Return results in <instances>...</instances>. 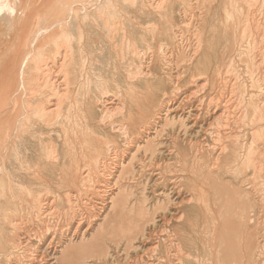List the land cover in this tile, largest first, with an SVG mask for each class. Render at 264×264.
Returning a JSON list of instances; mask_svg holds the SVG:
<instances>
[{"label": "bare ground", "instance_id": "1", "mask_svg": "<svg viewBox=\"0 0 264 264\" xmlns=\"http://www.w3.org/2000/svg\"><path fill=\"white\" fill-rule=\"evenodd\" d=\"M199 3L200 0H0V48L5 36H18L19 32L22 41V48L19 44L17 54L14 52L17 59L4 60L5 55L0 56V65L7 73L5 79H0L1 195L9 189L13 176L15 183H31L32 179L37 185L57 181L86 186L93 182L101 198L100 207H95L98 212H91V208L85 210L89 207L83 196L75 197L71 190L52 199L39 194L31 211L41 227L56 200H65V204L54 229L46 225L33 234L22 232L24 228L16 214L9 219L2 214L4 250L0 264H73L76 242L86 238L108 207L124 205L123 198L114 192L120 180L132 177L135 154L127 160L133 148L153 159L165 145L157 139L175 134L177 122L185 135L189 132L182 142L196 145L190 134L203 133L201 111L206 106L200 94L213 79L212 69L202 63L209 47L216 50V78L222 76L224 68H233L234 56L248 55L251 87L258 93L250 94L245 103L241 101L242 114L234 118L230 117L231 105L223 95L214 98L217 101L210 98L208 116H214L217 110L220 113L198 136L203 138L199 143L207 142L204 138L209 135L216 139L206 145L219 174L225 173L224 162L239 172L250 163L258 166L256 156H264L260 134L253 132L247 142L239 137L251 125L249 120L253 125L264 119V55L258 63V50L264 48V24L256 21L254 14L252 22L243 25L235 18L234 10L225 5L224 17L219 16L215 25L210 22L212 7L202 16L203 12H196ZM15 69L16 76L11 75ZM234 78L238 79L237 72ZM201 80L204 83L197 85ZM117 81L124 83L129 96L117 91ZM186 84L196 85L189 92L191 88H183ZM249 107L254 110L251 119ZM117 111L122 113L120 125L117 118L112 119ZM57 122L63 128L60 134L53 130ZM233 133L237 135L232 147L216 145ZM120 141L124 151L112 157L110 151ZM172 155L178 159L180 153L172 151ZM12 160L26 164H20V173L11 169L8 162ZM255 175L259 179L261 174ZM258 184L264 192V179ZM170 186L171 192L181 193L178 182ZM189 195L192 201L197 198L196 193ZM3 202L1 197L0 204ZM256 215L260 220L261 212ZM25 257L27 260H23ZM109 257L113 255L107 251L104 258Z\"/></svg>", "mask_w": 264, "mask_h": 264}, {"label": "rangeland", "instance_id": "2", "mask_svg": "<svg viewBox=\"0 0 264 264\" xmlns=\"http://www.w3.org/2000/svg\"><path fill=\"white\" fill-rule=\"evenodd\" d=\"M199 4L200 6L196 9V12L199 14L203 12L202 16H205L204 11L208 7H212L210 22H216L215 25L219 23V19H217L219 16L224 17L225 5L234 10L235 18L240 19L243 25L248 26L252 22L251 19L254 14L256 21L258 20L264 24V0H200ZM200 7L202 8L201 11ZM17 35L13 37L5 36L4 45L0 48V56L5 55L3 56L5 57L4 60L13 57L17 59L18 50L16 47L20 44L22 48L19 32ZM234 38V35L230 38L233 47L232 52L235 51ZM216 45L217 39L214 43V46ZM263 49V47H260L258 50V63H261L263 58ZM207 52L208 54L203 58L202 63L203 66L208 65L212 69L211 76L213 79L210 81L211 85L208 84L207 90L200 94L206 100V106L201 111V127L203 130V133L199 134L201 136L220 113L217 110L214 116H208L207 101L210 98L220 99L223 95V98L229 101V105H231L230 117L234 118L242 114L241 101L243 100L245 103L248 101L250 94L256 95L258 93L257 88L251 87L252 82L248 73L251 62L248 55L234 56L233 68H229V70L224 68L222 76L216 78V73H213L216 50L209 47ZM16 65H18V62ZM3 67V65H0V79L2 76L5 79V75L7 76ZM235 72L238 74L237 80L234 78ZM10 74L16 76V69L11 71ZM202 79H204V76H202ZM203 83L204 81L201 80L197 85ZM194 86L193 84H186L183 88H191L189 89V92H191ZM215 86L217 87L215 88ZM126 89L124 83L117 81V91H123V94L129 96L126 94ZM262 100L264 101V92L262 93ZM256 101H259V98L256 97ZM211 107H214V105H211ZM261 108L264 114V103ZM232 113L235 116L232 117ZM112 115L115 116L112 119L117 118L115 121L117 125H120L122 123V113L119 112L118 114L117 111V115L116 113ZM253 115L254 110L249 107L250 119ZM248 124L251 125L247 126L246 131L241 134L239 140L243 142L250 141L253 132L259 133L258 137L260 136L261 139L260 150L264 153V119L253 125L252 121L249 120ZM176 127V132L173 135L158 139L155 137L158 141L165 142V145L161 148L162 152L158 153L153 159L151 157L145 158L143 151H136V148H133L127 160L128 162L131 155L135 154L136 160L133 163L132 177L120 180L118 191L114 192V194L118 192L119 199L123 198L121 202H124V205H118V208L111 207L112 205L108 207L107 212L100 217V220H97L93 230L86 238L81 239V237L76 242L77 250L72 257L73 264H264V192L261 191L263 186L258 184L264 179V156L258 154L256 156L257 162H259L258 166L254 167L253 163H250L249 167L243 166L241 172L234 166L230 167L224 162L222 164L227 165L223 168L225 173L219 174L216 171L217 167L213 164L214 156L208 151L206 145L216 139L209 135L210 137L206 136L204 138L207 142L200 144L199 140L203 138H200V136L199 139L198 134H190V140L196 143L193 147L190 142H187V144L182 142V139L186 138L189 132L185 135V131L180 128L178 122ZM62 129L58 122L53 125V130H57V134L58 131L60 134ZM195 130L200 131L201 129ZM236 135L233 133L228 137H223L216 145L228 144L232 147ZM29 144H32V142ZM29 147H32V145H29ZM114 148L112 152L110 151L112 157L116 156L119 151H124L123 142H117ZM172 151L180 153L178 159L175 155L170 156ZM170 157H173V159L171 160ZM8 163L11 169L19 173L20 167L26 165L19 160H12ZM257 172L261 174L259 179L255 175ZM119 173L120 171H117V175ZM18 182L15 183L12 176L9 189L7 188L2 195L0 193V198L3 197L4 200L3 204H0V221L2 220V214L8 219L16 214L21 226L24 228L22 232L33 234L46 225H50L54 229L52 226L57 223L58 213L64 210L65 200H56L54 208H51L48 214L46 213L47 224L45 223L41 227L39 218L31 211L34 200L39 197V194L52 199L53 196H58V194L63 196L67 190H71L75 197L83 196V201L88 203L89 207L85 209L86 211L91 208V212L94 210L98 212L95 207L98 208L101 202L100 195H98L100 190L98 186L92 185L93 182H88L86 186L73 185L69 182L59 183L57 181H53L48 185H37L32 183V179L31 183ZM172 182H178L181 196L169 190ZM18 185L19 188H17ZM29 190L33 193L30 194ZM193 193L197 194V198L192 201V196L189 194ZM114 194L110 199L114 197ZM187 201L190 203H187ZM86 211L83 212L87 214ZM260 212L262 215L259 220L256 214ZM179 213L181 217L183 216L181 219ZM250 216L251 220H249ZM104 217L107 218L105 221H103ZM85 219L88 220V217H85ZM75 226L76 224L73 229ZM3 233L0 230V253L4 250V243L1 242ZM179 248L182 251H179ZM151 249H154L153 252ZM260 250L263 251L262 254L259 253ZM107 251L112 253L113 258L109 257L108 260L104 258ZM23 260H27V258H23ZM25 264H28V262Z\"/></svg>", "mask_w": 264, "mask_h": 264}]
</instances>
